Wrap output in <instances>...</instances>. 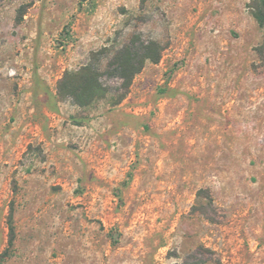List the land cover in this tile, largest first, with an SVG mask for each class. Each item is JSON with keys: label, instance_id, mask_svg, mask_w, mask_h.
Wrapping results in <instances>:
<instances>
[{"label": "rangeland", "instance_id": "1", "mask_svg": "<svg viewBox=\"0 0 264 264\" xmlns=\"http://www.w3.org/2000/svg\"><path fill=\"white\" fill-rule=\"evenodd\" d=\"M259 1L1 0L0 264H264Z\"/></svg>", "mask_w": 264, "mask_h": 264}, {"label": "trees", "instance_id": "2", "mask_svg": "<svg viewBox=\"0 0 264 264\" xmlns=\"http://www.w3.org/2000/svg\"><path fill=\"white\" fill-rule=\"evenodd\" d=\"M1 2V0H0ZM255 17L260 24L264 27V0H260L256 7ZM161 58V51L158 52L156 56H150V54H143L139 56L134 53L129 46L125 47L119 52L115 57V60L111 62V67H115V70L118 71L119 76L125 82V88L129 89L132 85L134 77L139 74L144 68L147 61H152L157 63ZM76 84H66L63 89L67 92H73V95L79 96L81 92H86L87 89L94 87L97 92L102 90L101 85L98 83V74L92 71L89 68H86L79 75H73ZM13 231V228H12ZM201 264V263H196Z\"/></svg>", "mask_w": 264, "mask_h": 264}]
</instances>
